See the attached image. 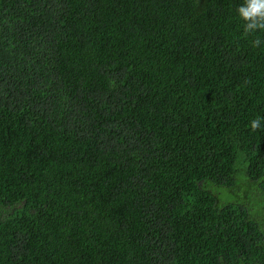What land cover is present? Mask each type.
<instances>
[{
  "label": "trees",
  "instance_id": "trees-1",
  "mask_svg": "<svg viewBox=\"0 0 264 264\" xmlns=\"http://www.w3.org/2000/svg\"><path fill=\"white\" fill-rule=\"evenodd\" d=\"M242 2L0 0V264H264Z\"/></svg>",
  "mask_w": 264,
  "mask_h": 264
},
{
  "label": "clouds",
  "instance_id": "clouds-1",
  "mask_svg": "<svg viewBox=\"0 0 264 264\" xmlns=\"http://www.w3.org/2000/svg\"><path fill=\"white\" fill-rule=\"evenodd\" d=\"M243 21V30L246 35L264 32V0H243L236 9ZM264 44V38L257 37L252 40L253 47ZM260 119L253 120L251 126L256 129L260 126Z\"/></svg>",
  "mask_w": 264,
  "mask_h": 264
}]
</instances>
